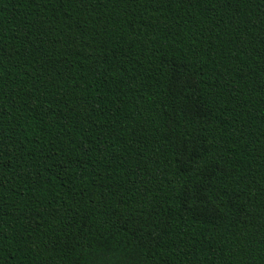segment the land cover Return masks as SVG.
Masks as SVG:
<instances>
[{"label": "trees", "instance_id": "trees-1", "mask_svg": "<svg viewBox=\"0 0 264 264\" xmlns=\"http://www.w3.org/2000/svg\"><path fill=\"white\" fill-rule=\"evenodd\" d=\"M0 264H264V0H0Z\"/></svg>", "mask_w": 264, "mask_h": 264}]
</instances>
